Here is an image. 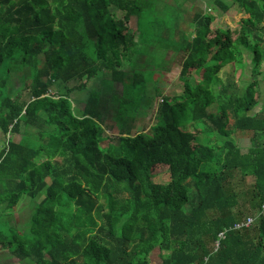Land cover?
Returning a JSON list of instances; mask_svg holds the SVG:
<instances>
[{"label": "trees", "instance_id": "1", "mask_svg": "<svg viewBox=\"0 0 264 264\" xmlns=\"http://www.w3.org/2000/svg\"><path fill=\"white\" fill-rule=\"evenodd\" d=\"M230 1L215 0L240 11L225 28L211 12L177 21L154 0H0V253L30 264H149L157 248L161 264H264L256 83L242 94L210 90L242 49L260 66L264 0ZM173 70L183 90L170 97ZM95 78L73 108L70 94ZM151 87L162 101L148 134L139 114ZM106 129L118 143L103 149ZM161 173L169 182L153 181ZM236 173L252 184L238 190ZM25 200L21 232L12 218Z\"/></svg>", "mask_w": 264, "mask_h": 264}, {"label": "rangeland", "instance_id": "2", "mask_svg": "<svg viewBox=\"0 0 264 264\" xmlns=\"http://www.w3.org/2000/svg\"><path fill=\"white\" fill-rule=\"evenodd\" d=\"M156 1L157 5H156V10L157 11H166L167 13H169L170 15H174L176 16L177 21H180L181 19H185L190 17L192 14L194 13H213L215 15V19H214V25H221L225 28L230 27L229 24L227 23L226 18L229 17L230 19H237L238 16L235 17H231V15L233 14V16L235 15L233 10L230 9L229 11H223L215 2V0H183V5L179 8H177L175 0H154ZM224 3L228 4L229 2L232 3L230 0H223ZM123 14H120L119 12L116 13V18H121ZM190 19V18H188ZM129 28L131 29V31L134 33L135 37H138V33L136 31V22H135V18L132 17L130 22H129ZM187 29V28H186ZM190 31L192 30V26H190V28H188ZM179 32H181V30H178ZM235 34L233 35V38H235ZM242 51L245 53L244 54V62L245 64H249L250 66H252L250 63V59L247 56L249 54V51L242 49ZM124 68H128L127 66H124ZM250 68V67H249ZM177 70V69H175ZM238 67L234 66V67H230L229 71H227L226 73H222V71H220L217 76L214 78V82L211 84L210 90L213 93H219L220 90H222L223 87L228 88V91L232 88L237 89V93H239V91H241L242 89L245 88V84L247 82H249L251 80V77L249 76V71L250 69H246L244 70V74H240V76H238ZM242 70H240L241 72ZM238 74V75H237ZM172 76V83L169 86L168 90L163 93V95H169L170 97L173 96H180L183 90V84L179 81L178 77V73L175 72L173 70V72L171 73ZM195 81H197V79H195ZM100 83V79L95 78L93 81H91L90 83H88V88L85 91H74L70 94V99L73 105V108L77 109V110H81L83 108V103L85 101V99L87 98L88 95V90L91 89L92 86H94L95 84H99ZM16 87L15 90L20 89L19 87L20 85V81L16 82ZM237 87V88H236ZM247 87V86H246ZM105 88H102V95L103 97H107L109 96V93L104 90ZM121 89L119 84H116L114 87V91L115 92H119ZM244 92V90H243ZM242 92V93H243ZM29 94L25 91V93L22 95L21 100H27L29 98L28 96ZM162 101V98H160L159 94H157L155 92V90H153V87L149 88L147 91V98L145 100V102L143 103V105L141 106V110H140V118L143 119L144 123H145V132L148 134H151V126L153 124L156 123V119H155V114H156V110L158 108V104H160ZM113 103L108 102L107 106H108V110H107V117L108 119H112L115 112H114V108H113ZM215 112V111H213ZM9 139L14 140L15 142L18 141L19 137L14 138L11 135H8ZM104 137H105V141L101 143V147L103 149H106V147L109 144H114L116 145L118 142L115 140L117 139V136L111 135L108 133V130L106 129V131L104 132ZM250 137V136H247ZM247 137H241L239 139H237V145L238 147L241 149L242 153H246L250 142L249 139ZM7 139V137H6ZM202 142L205 144L206 143V137L203 135L202 136ZM4 142L1 140L0 138V146H3ZM4 147V146H3ZM1 150V149H0ZM169 176L166 173H161V174H157L154 177V182L155 183H162L165 184L167 182H169ZM233 182L236 183L237 189L238 190H243L244 188H246L247 185L252 184L253 182V178L251 176H247L245 178V180H242L241 177V173H236L235 178L233 179ZM39 200V199H38ZM29 213H30V207L28 204V200H25L21 203V206L19 208V211L15 213V215H13V225H16V227L22 232L25 230L26 226L25 224L28 222L29 219ZM12 214V212L10 213ZM158 249L155 248L149 257V264H161V259L158 253ZM0 264H30L27 261H20L17 258H15L14 256H12L11 254H9V252H1L0 253Z\"/></svg>", "mask_w": 264, "mask_h": 264}, {"label": "crops", "instance_id": "3", "mask_svg": "<svg viewBox=\"0 0 264 264\" xmlns=\"http://www.w3.org/2000/svg\"><path fill=\"white\" fill-rule=\"evenodd\" d=\"M234 12V16L233 14L231 15V17H235L238 16V18L240 17L239 15H236L237 13H240L239 9L235 6L234 9H232ZM237 18V19H238ZM230 18L227 17L226 20L228 21ZM263 31H262V39L264 40V23L261 25ZM244 52L242 53V58H241V63L239 64H234V63H230L227 64L225 67L222 68V73H226L227 71H229V68L232 66H236L238 67V76H240V74H244V70L246 69H250L249 71V76L251 77V80L249 82H247L245 85L248 86L249 84H251L252 82L256 83L255 86V90L258 93V102L255 105V107L251 110V112L249 113V115L253 116V117H264V58L260 64L259 67H255L253 62H252V58L253 56L249 53L247 56L250 59V64L252 66H250L249 64H245L244 62ZM250 67V68H249ZM240 70H242L240 72ZM246 86L244 89H242L241 91H239L240 94H242L243 90L246 89ZM226 87H223V89H225ZM237 88V87H236Z\"/></svg>", "mask_w": 264, "mask_h": 264}, {"label": "built area", "instance_id": "4", "mask_svg": "<svg viewBox=\"0 0 264 264\" xmlns=\"http://www.w3.org/2000/svg\"><path fill=\"white\" fill-rule=\"evenodd\" d=\"M251 225H252V219L251 218H247L244 222H242L240 224H237L235 229H240L242 227H250Z\"/></svg>", "mask_w": 264, "mask_h": 264}]
</instances>
